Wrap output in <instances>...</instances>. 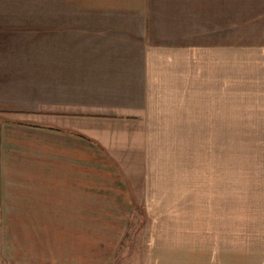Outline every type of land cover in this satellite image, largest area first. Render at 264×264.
Listing matches in <instances>:
<instances>
[{"label": "crops", "instance_id": "crops-1", "mask_svg": "<svg viewBox=\"0 0 264 264\" xmlns=\"http://www.w3.org/2000/svg\"><path fill=\"white\" fill-rule=\"evenodd\" d=\"M0 19H11L0 22V250L5 227L11 256L20 241L42 248L115 224L109 211L132 195L103 153L127 144L112 126L155 123L163 98L195 97L197 72L206 129L226 126L234 82L244 120L264 132V0H0ZM259 175L233 219L218 185L219 233L210 220L198 264H264V163ZM181 257L194 264L173 251L157 264Z\"/></svg>", "mask_w": 264, "mask_h": 264}, {"label": "rangeland", "instance_id": "rangeland-1", "mask_svg": "<svg viewBox=\"0 0 264 264\" xmlns=\"http://www.w3.org/2000/svg\"><path fill=\"white\" fill-rule=\"evenodd\" d=\"M3 43L0 39V51L7 48ZM196 74L195 97L163 98L150 113L159 117L155 123L148 122V113L144 119L112 126L127 144L103 153L112 158L132 195L130 209L109 211V221L115 224L83 226L81 237L68 234L64 241L52 236L42 248L20 241L25 248L13 256L8 228L2 227L7 241L0 250V264H157L171 251L180 256L193 253L194 264L201 262L210 220L219 233L218 185L224 188L220 195L227 218L233 219L235 197L246 191L250 195L253 181L256 186L263 183L259 174L264 132L244 120L243 111L249 107L234 101L239 95L234 82L227 90L226 126L206 129L201 72ZM107 212L96 213L103 217ZM228 233L226 245H234V226ZM187 260L179 259L180 264Z\"/></svg>", "mask_w": 264, "mask_h": 264}]
</instances>
